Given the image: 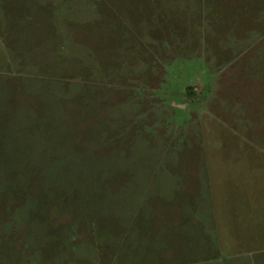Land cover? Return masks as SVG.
Listing matches in <instances>:
<instances>
[{
  "label": "rangeland",
  "instance_id": "1",
  "mask_svg": "<svg viewBox=\"0 0 264 264\" xmlns=\"http://www.w3.org/2000/svg\"><path fill=\"white\" fill-rule=\"evenodd\" d=\"M223 248L264 264V0H0V264Z\"/></svg>",
  "mask_w": 264,
  "mask_h": 264
},
{
  "label": "crops",
  "instance_id": "2",
  "mask_svg": "<svg viewBox=\"0 0 264 264\" xmlns=\"http://www.w3.org/2000/svg\"><path fill=\"white\" fill-rule=\"evenodd\" d=\"M189 203H190V201H189ZM174 225H175V223L172 224V225H170V226H174ZM247 232L248 231H246V230L245 231L242 230V232L240 234H242V233L244 234V233H247ZM236 238H238V236L235 237V238H230L228 240H232V239H236ZM249 238L250 237L247 236V239H249ZM224 249L225 248H223L222 250L219 249V251H218V253L216 254L215 257L213 256V257L208 258L207 257L208 254L206 253V258H208V260H206V263L207 264H239V263H236V260H238L239 258H244L245 256H252V255L254 256V253L253 252H247V253L241 255L239 253L237 254V253L227 252ZM256 255H258V254H256Z\"/></svg>",
  "mask_w": 264,
  "mask_h": 264
}]
</instances>
